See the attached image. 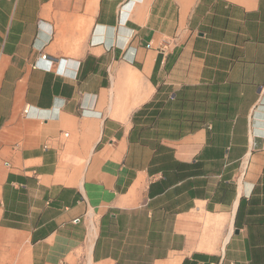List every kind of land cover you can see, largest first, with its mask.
<instances>
[{"label":"crops","instance_id":"crops-1","mask_svg":"<svg viewBox=\"0 0 264 264\" xmlns=\"http://www.w3.org/2000/svg\"><path fill=\"white\" fill-rule=\"evenodd\" d=\"M0 264H264V0H0Z\"/></svg>","mask_w":264,"mask_h":264},{"label":"built area","instance_id":"built-area-1","mask_svg":"<svg viewBox=\"0 0 264 264\" xmlns=\"http://www.w3.org/2000/svg\"><path fill=\"white\" fill-rule=\"evenodd\" d=\"M41 58L44 59V60H46V59H48V55H47V54H43V55L41 56ZM52 66H53V61L50 62V64H49V68H51ZM80 220H81V218L78 217V218H76L74 221H75V222H79Z\"/></svg>","mask_w":264,"mask_h":264}]
</instances>
